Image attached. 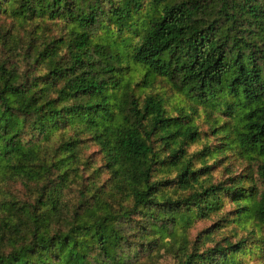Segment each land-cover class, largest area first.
<instances>
[{
    "label": "trees",
    "instance_id": "obj_1",
    "mask_svg": "<svg viewBox=\"0 0 264 264\" xmlns=\"http://www.w3.org/2000/svg\"><path fill=\"white\" fill-rule=\"evenodd\" d=\"M0 12L65 27L30 33L23 67L0 53V264H142L225 196L230 220L264 227V0H0ZM132 63L145 68L144 83L165 77L229 114L220 147L189 151L199 139L194 107L173 114L161 94L139 97L125 77ZM87 139L97 164L82 157ZM228 145L248 168L211 182L207 156ZM198 238L212 240V228ZM248 238L193 247L172 264H237Z\"/></svg>",
    "mask_w": 264,
    "mask_h": 264
},
{
    "label": "rangeland",
    "instance_id": "obj_2",
    "mask_svg": "<svg viewBox=\"0 0 264 264\" xmlns=\"http://www.w3.org/2000/svg\"><path fill=\"white\" fill-rule=\"evenodd\" d=\"M150 8L151 5L149 4L143 6L139 21L146 17L145 13ZM39 30L47 34H60L62 30L65 31L64 22L59 19L48 18H38V22L22 20L0 12V53L9 58L11 65L23 67L20 45L25 43L30 33ZM96 30L97 33L102 32L99 27ZM129 36L131 37L129 39L130 44L136 41V32L129 33ZM112 37H117V34L113 33ZM127 70L125 77L134 83L132 85L134 92L139 97L147 92L161 94L166 99V106L173 114H176L180 107L187 111L194 107L191 114L193 121L198 125L199 139L190 143L189 151L199 149L205 144H210L213 151L220 147L218 145H221L219 143L221 138L226 139L220 125L231 122L229 114L221 109L193 102L189 97L173 89L165 77L149 75L144 83L142 77L146 70L140 64L132 63ZM72 132L71 128L63 129V138ZM81 151L82 157L87 158L89 163H98V145L92 140H85ZM207 157V162L213 164L207 176L211 182L227 180L229 175L238 174L248 168L247 159L242 158L233 145L225 146L221 151L218 150L215 154ZM199 163L198 161L196 164ZM250 168L252 169V166ZM173 173L172 171L169 175L172 176ZM102 177H107V174L103 173ZM4 187L21 199H26L29 196L19 181H8ZM233 207L234 204L225 196L224 204L220 209L210 211L208 216H192L189 222L185 224L188 225L186 228L180 229L177 235L168 236L157 250L150 255H143L139 261L142 264H172L177 262L182 252L190 251L193 247H197L198 251H201L204 247L213 245L215 240L223 243V237H228L234 242L241 237L248 236L253 247L239 254L237 264H264V227H260L250 218L245 221L230 220L233 215ZM206 227L212 228L213 239L203 242L201 240L203 237L197 239V235ZM203 235L204 233H202Z\"/></svg>",
    "mask_w": 264,
    "mask_h": 264
}]
</instances>
